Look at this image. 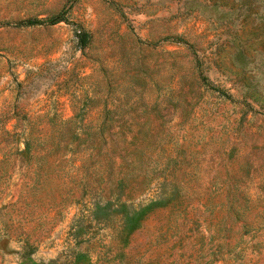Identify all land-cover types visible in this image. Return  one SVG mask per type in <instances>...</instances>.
Returning a JSON list of instances; mask_svg holds the SVG:
<instances>
[{
	"label": "rangeland",
	"instance_id": "1",
	"mask_svg": "<svg viewBox=\"0 0 264 264\" xmlns=\"http://www.w3.org/2000/svg\"><path fill=\"white\" fill-rule=\"evenodd\" d=\"M0 264H264V0H0Z\"/></svg>",
	"mask_w": 264,
	"mask_h": 264
},
{
	"label": "trees",
	"instance_id": "2",
	"mask_svg": "<svg viewBox=\"0 0 264 264\" xmlns=\"http://www.w3.org/2000/svg\"><path fill=\"white\" fill-rule=\"evenodd\" d=\"M50 24L55 23L57 21H59V18H52L50 20H48ZM39 21H35V20H27L24 21L23 24H34V23H38ZM75 35L78 38V43L80 47H85L86 44L88 43V33L82 29H76L75 30ZM89 139L87 138L85 141H88ZM26 148L28 151L32 150V143H30V141L28 140L26 142Z\"/></svg>",
	"mask_w": 264,
	"mask_h": 264
}]
</instances>
